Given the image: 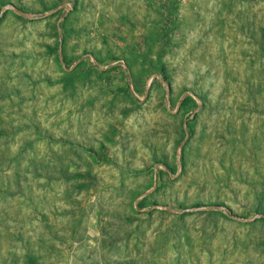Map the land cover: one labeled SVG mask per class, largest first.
<instances>
[{
	"label": "rangeland",
	"instance_id": "rangeland-1",
	"mask_svg": "<svg viewBox=\"0 0 264 264\" xmlns=\"http://www.w3.org/2000/svg\"><path fill=\"white\" fill-rule=\"evenodd\" d=\"M0 264H264V0H0Z\"/></svg>",
	"mask_w": 264,
	"mask_h": 264
}]
</instances>
